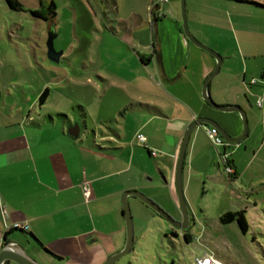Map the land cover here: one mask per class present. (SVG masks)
I'll use <instances>...</instances> for the list:
<instances>
[{
	"label": "crops",
	"instance_id": "crops-1",
	"mask_svg": "<svg viewBox=\"0 0 264 264\" xmlns=\"http://www.w3.org/2000/svg\"><path fill=\"white\" fill-rule=\"evenodd\" d=\"M253 1L264 4V0H185L190 34L222 55L219 70L208 81V92L220 105H240L248 121L243 139L228 142L222 136L225 143L218 146L211 141L216 150L205 134L209 125L191 131L181 179L189 218L187 227L178 229L188 235L187 241L193 239L191 231L199 221L192 200L198 188L219 203L212 212L215 225L228 211L248 212L243 197L250 199L254 191L264 188V173L256 166L264 133L251 108L252 99L256 101L264 91L258 79H263L264 72L255 59L264 46V13ZM147 2L144 11H134L125 20L116 16L117 0L110 4L115 16L111 21L119 26L116 33L129 40L127 50L159 79L147 78L142 86V93L152 87L157 95L135 100L117 112L122 127L114 134L100 141L97 132L88 128V110L80 104L72 106L71 112L47 113L42 123L23 111L10 115V121L0 114V251L9 245L39 264H100L125 246L122 202L126 191L139 190L177 221L183 219L176 169L186 131L196 119L218 121L233 138L243 134L239 112L215 109L203 97V85L217 60L186 36L179 0ZM50 3L40 0L39 5ZM56 16L57 12L54 18H36L52 21V27ZM252 77L257 79L254 84ZM120 88L129 89L126 83ZM122 103L118 96L112 100L114 108ZM113 115L98 112L96 123L113 120ZM130 120L134 126L127 130ZM137 133L145 135L144 143ZM224 155L235 169L232 175L225 171ZM216 191L222 192L221 197ZM127 200L135 219L134 240L141 241L151 226L168 230L165 219L137 196L130 194ZM254 205L258 206L255 198ZM210 218L205 217V230L210 228ZM14 225L21 228L12 229ZM178 230L172 227L170 231L177 236ZM14 231L21 234V240L12 236ZM205 252L216 258L220 255L212 248ZM4 264L17 263L7 260Z\"/></svg>",
	"mask_w": 264,
	"mask_h": 264
},
{
	"label": "rangeland",
	"instance_id": "rangeland-1",
	"mask_svg": "<svg viewBox=\"0 0 264 264\" xmlns=\"http://www.w3.org/2000/svg\"><path fill=\"white\" fill-rule=\"evenodd\" d=\"M53 1L57 4L55 31L58 35L54 46L61 52L59 61L51 60L47 53V40L53 22L40 20L30 12V9L40 8V0H22L23 10L11 8L7 0H0V91L3 96L0 114L3 112L5 120L10 121V115L23 111L25 116L42 123L45 114L71 112L72 106L80 104L88 110V128L95 130L102 141L101 138L114 134L117 128L122 127L118 123L117 112L126 104L158 94L152 87L147 94L142 93L147 78L159 80L158 76L151 67L145 69L136 54L133 57L129 53V40L116 33L119 26L111 21L115 18L110 10L112 0ZM117 2L119 12L116 16L121 20L130 19L134 11H144L148 4L147 0ZM179 7L183 18L181 0ZM256 9L264 13V7ZM261 49L262 53L255 59L262 68L261 72H264V46ZM233 60L236 61L235 58ZM258 79L264 84L261 76ZM121 83L128 84L129 89L120 88ZM46 87H49L50 93L40 105L39 97ZM117 96L124 102L120 108L112 105ZM252 102L251 108L260 122V133H264V107L258 105L255 99ZM98 112L102 115L115 112L114 119L105 118L97 124ZM133 126L134 122L130 120L126 129L130 130ZM207 138L216 150L208 135ZM256 166L264 173V147L257 157ZM216 193L221 197L222 192ZM246 198L247 195L243 197V204L248 203L249 206L245 213L249 225L247 232L241 230L237 221L224 225L217 220L215 225L212 212L217 210L219 203L214 202L210 194L205 195L201 187L192 198L199 221L191 231V241H187L183 231L177 228L179 235L174 236L170 231L171 225L165 220L169 231L151 226L141 241L135 239L133 248L113 264H195V259L207 253L205 251L209 248L219 250L217 259L222 264H264V188L259 193L254 191L250 199ZM254 198L258 200V206L254 205ZM206 205L209 207L204 209ZM132 215L134 219L133 212ZM206 216L211 218L210 228L205 230ZM12 236L21 240L17 231ZM21 247L24 248L23 245Z\"/></svg>",
	"mask_w": 264,
	"mask_h": 264
},
{
	"label": "water",
	"instance_id": "water-1",
	"mask_svg": "<svg viewBox=\"0 0 264 264\" xmlns=\"http://www.w3.org/2000/svg\"><path fill=\"white\" fill-rule=\"evenodd\" d=\"M182 5V11H183V21H184V30L185 34L188 37L190 41L195 43L196 45L200 46L201 48L207 50L210 52L217 60V64L215 67V70L211 75L206 79L204 85H203V97L206 99V101L215 109H219L222 111L230 112V111H237L240 113L243 123H244V132L243 134L238 138H233L228 133V131L222 127L218 121L209 118V117H199L196 119L187 129L184 140L181 145L178 162H177V169H176V184L178 189V196H179V203L181 208V213L183 215V219L180 221H177L172 215H170L162 206H160L157 202H155L152 198L147 196L145 193L139 191V190H128L123 196V211L125 215V221H126V230H127V239L124 248L119 251L118 253L114 254L113 256H110L107 260H105L102 264H113L119 257L123 256L124 254L128 253L133 244H134V223H133V215L131 212V208L129 206L127 197L130 194H133L137 196L139 199H141L145 204H147L149 207H151L155 212L160 214L172 227L177 229H185L187 227L186 222L188 221L189 214L188 209L186 206L185 197L183 194L182 189V170H183V163H184V156H185V150L187 146V142L189 140L191 131L195 127H202L204 124L214 127L218 132L222 134L224 139L228 142H237L240 139H243L245 137V134L248 131V121H247V115L245 110L240 105H220L214 101V99L211 97L210 93L208 92V81L212 75H214L218 70L221 63V55L212 49L211 47H208L207 45H204L203 43L199 42L194 36H192L187 28L186 25V18H185V0H181ZM58 33L55 31V24L52 25L51 29L49 30L48 40H47V53L48 57L53 61H59V57L61 52L57 51L54 46V39ZM7 260H13L18 264H39L37 261L29 257L26 253L21 252L19 250H16L15 248L5 245L1 251H0V264H4Z\"/></svg>",
	"mask_w": 264,
	"mask_h": 264
},
{
	"label": "trees",
	"instance_id": "trees-1",
	"mask_svg": "<svg viewBox=\"0 0 264 264\" xmlns=\"http://www.w3.org/2000/svg\"><path fill=\"white\" fill-rule=\"evenodd\" d=\"M243 1V0H240ZM8 4L10 5L11 8H17L20 10L24 9L23 4L21 3L20 0H7ZM255 4L264 7L263 3L253 1ZM30 12L32 13L33 16L42 18V19H48L49 17L54 18L56 15V5L53 1H51L50 5H48L46 8L45 6H40V8L36 9H30ZM264 77V76H263ZM50 93L49 87H46L42 93L40 94L39 100L40 102H44L46 98L48 97ZM220 220L223 223H230V222H238L239 227L243 232H247L248 230V221L245 216V210H239V211H228L226 213H223L220 216ZM21 227L13 226L12 229H20ZM186 240H188V235L184 234L183 235Z\"/></svg>",
	"mask_w": 264,
	"mask_h": 264
},
{
	"label": "built area",
	"instance_id": "built-area-1",
	"mask_svg": "<svg viewBox=\"0 0 264 264\" xmlns=\"http://www.w3.org/2000/svg\"><path fill=\"white\" fill-rule=\"evenodd\" d=\"M160 1L166 2L168 0H160ZM263 79H264V77H263ZM256 82H257V79L253 78L252 83L254 84ZM256 103L258 105H260L261 107H264V91L262 93L257 94ZM206 133H207L208 137L211 139V141L216 146L225 143V140L223 139L222 135L214 127H209V126L206 127ZM136 136L139 139V141H141L143 143L145 142V135L143 133H137ZM222 159H224L223 163H224L225 171L229 175H232L235 172L234 167L229 163L226 155H224V157ZM84 192L86 195H88L89 189L87 186L84 187ZM5 213H6V211H5ZM14 226L20 227L18 225H14ZM195 264H222V262L219 261V259H217L214 255H212L210 253H205L202 256H199L195 259Z\"/></svg>",
	"mask_w": 264,
	"mask_h": 264
}]
</instances>
